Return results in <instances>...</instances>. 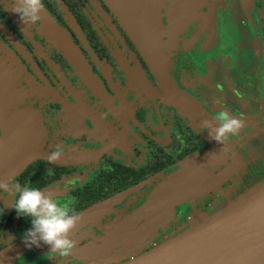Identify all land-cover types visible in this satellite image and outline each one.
Returning <instances> with one entry per match:
<instances>
[{
	"label": "flooded vegetation",
	"instance_id": "obj_1",
	"mask_svg": "<svg viewBox=\"0 0 264 264\" xmlns=\"http://www.w3.org/2000/svg\"><path fill=\"white\" fill-rule=\"evenodd\" d=\"M13 2L0 0V140L30 132L39 153L13 174L3 153L0 180L92 213L72 231L70 257L44 245L5 264H122L264 180V151L254 148L264 140V0H166L157 49L165 76L106 0H43L32 25ZM221 111L245 124L226 145L202 126L218 124ZM56 146L63 156L50 164ZM207 151V190L134 216ZM16 198L0 190V262L32 227Z\"/></svg>",
	"mask_w": 264,
	"mask_h": 264
},
{
	"label": "water",
	"instance_id": "obj_2",
	"mask_svg": "<svg viewBox=\"0 0 264 264\" xmlns=\"http://www.w3.org/2000/svg\"><path fill=\"white\" fill-rule=\"evenodd\" d=\"M106 1L153 63L157 64L161 75L165 76L158 53L161 50L159 44H162L160 11L166 5V0ZM2 71L0 60V78ZM30 134L28 132L26 138L21 136L12 141L13 135L6 133L4 139L0 140V162L3 163L2 154L5 153L8 166H12L11 174L22 170L39 153V140L35 136L30 138ZM214 160L212 151H207L183 163L180 170L166 179L134 216L147 213L152 207L172 206L186 195L207 190L211 185L201 184L205 182ZM91 213L79 215V223ZM125 229V226L115 228L111 240L118 239V231ZM44 245L41 242L39 247ZM35 247L40 249L35 245L27 247L23 240L3 257L0 264L26 255ZM125 247L120 255L126 254ZM107 254L118 253L108 250ZM122 264H264V180L228 206L213 207L200 214L183 231Z\"/></svg>",
	"mask_w": 264,
	"mask_h": 264
},
{
	"label": "clouds",
	"instance_id": "obj_3",
	"mask_svg": "<svg viewBox=\"0 0 264 264\" xmlns=\"http://www.w3.org/2000/svg\"><path fill=\"white\" fill-rule=\"evenodd\" d=\"M10 9L19 15L25 25L41 21V11L44 10L43 0H14ZM218 124L205 119L202 126L211 129L208 135L220 145L231 143V138L238 136L245 127L244 121L228 111H221L214 116ZM63 156V149L56 146L50 151L48 162L57 163ZM13 185L15 192L13 193ZM0 190L8 191L18 198L13 201V208L18 216L31 219L32 227L23 235L27 247H39L41 242L50 246V252L61 257H70L75 247L72 231L77 228L80 216L68 203H60L55 195L40 189L21 187L19 183L10 184L0 180Z\"/></svg>",
	"mask_w": 264,
	"mask_h": 264
},
{
	"label": "rangeland",
	"instance_id": "obj_4",
	"mask_svg": "<svg viewBox=\"0 0 264 264\" xmlns=\"http://www.w3.org/2000/svg\"><path fill=\"white\" fill-rule=\"evenodd\" d=\"M164 7H165V6H164ZM164 7H163V8H164ZM163 8H161V11H162ZM161 11H160V16H161ZM213 11H215V10H213ZM213 11H212V12H213ZM214 13H215V12H214ZM216 13H217V12H216ZM161 18H162V17H161ZM219 95H220V94H219ZM261 141L264 142V140H261ZM262 142H261V143L259 142L258 144L255 143V145H254V148H255L256 150H258V151L260 150L261 152L264 151V146H263V143H262ZM223 189H224V188H221V189L218 191V193H221ZM217 208H220V207H217ZM188 222H189V223H187V224L185 225V227H187L189 224H191L192 219L189 220ZM37 253H40V252H37ZM40 254H41V253H40ZM105 263H109V262H105Z\"/></svg>",
	"mask_w": 264,
	"mask_h": 264
}]
</instances>
